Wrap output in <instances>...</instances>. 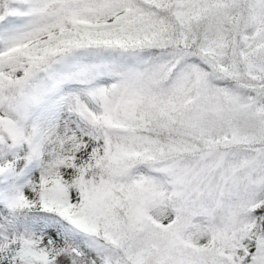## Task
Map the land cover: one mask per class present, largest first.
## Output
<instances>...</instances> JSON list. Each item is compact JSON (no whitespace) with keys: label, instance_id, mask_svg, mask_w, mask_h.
Instances as JSON below:
<instances>
[{"label":"snow or ice","instance_id":"6c2138e0","mask_svg":"<svg viewBox=\"0 0 264 264\" xmlns=\"http://www.w3.org/2000/svg\"><path fill=\"white\" fill-rule=\"evenodd\" d=\"M0 264H264V0H0Z\"/></svg>","mask_w":264,"mask_h":264}]
</instances>
